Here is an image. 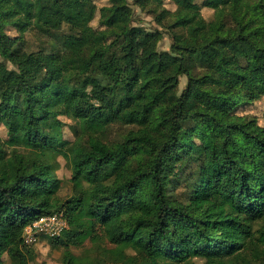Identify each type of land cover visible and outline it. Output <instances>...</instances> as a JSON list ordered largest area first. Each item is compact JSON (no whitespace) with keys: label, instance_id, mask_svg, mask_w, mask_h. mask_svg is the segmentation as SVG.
<instances>
[{"label":"trees","instance_id":"obj_1","mask_svg":"<svg viewBox=\"0 0 264 264\" xmlns=\"http://www.w3.org/2000/svg\"><path fill=\"white\" fill-rule=\"evenodd\" d=\"M165 1L132 3L169 32L157 51L162 33L133 25L128 0H0V264H31L24 229L58 212L61 264H264V124L236 113L264 97V0ZM63 26L60 48L22 47L27 31ZM125 113L136 130L108 143ZM58 158L76 192L65 202Z\"/></svg>","mask_w":264,"mask_h":264},{"label":"rangeland","instance_id":"obj_2","mask_svg":"<svg viewBox=\"0 0 264 264\" xmlns=\"http://www.w3.org/2000/svg\"><path fill=\"white\" fill-rule=\"evenodd\" d=\"M129 4L133 10V25L141 26L144 29L150 31H160L162 33V39L156 44L154 47L157 51H165L168 50L171 45V37L167 30L158 26L151 15H149L146 11L140 10L136 6H134L133 0H128ZM200 0H197L199 2ZM108 0H94V3L97 9L106 6ZM164 8L170 11H174L175 6L172 0L165 1ZM201 15L204 20L210 21L213 17V11L210 9L203 8L201 9ZM99 14L96 13L94 20L91 22V26L94 29H99L98 25ZM6 33L11 37H19L18 34L14 29L11 27L6 28ZM69 29L66 26H63L59 32H55L53 34H43L40 33L38 30H29L24 33L21 38L23 40V48L27 51L36 52L39 50H46L49 51L51 47L60 48L57 36L68 34ZM152 50V46H150L146 52ZM9 69H14L10 64L7 65ZM113 80L115 83L122 85L126 80V72L122 71L116 73L114 75ZM186 85V77L182 76L179 78V85H178V93H180ZM140 87L138 86L135 90V94L139 93ZM189 109L196 108L202 109L203 105L200 103L191 105L188 107ZM187 108V109H188ZM236 113L238 115H244L247 117L254 118L257 120L260 126H263V114H264V97L259 100H256L251 103L242 104L236 108ZM60 120L63 121L65 127L63 128V137L66 140L73 141L74 134L72 133L71 129L75 126V123L66 119L65 117H60ZM135 118L130 113H125L121 116L120 122L117 124L112 125L108 128L105 136V140L108 143H115L121 142L123 138L128 134L129 131L136 130L135 127ZM7 138L6 130L4 128V119L0 117V139L5 140ZM59 168L56 171L55 175L58 179L61 180V187L58 192V196L62 202L74 197L76 195L75 190L73 189L72 184L70 183V170L65 162L58 158ZM35 166V162L33 160L29 163L28 172L33 171ZM169 193L171 197L177 201L184 200L186 189L183 182H172L170 184ZM259 225V224H258ZM264 225V224H262ZM63 233L59 238H61ZM57 238V239H59ZM51 240L55 239H48L47 237H39L35 244L27 245L28 248L35 254L34 261L31 264H61V257H62V250L61 249H53L50 246ZM88 243L85 244V248H88ZM74 254H79L81 251L78 249H72ZM4 264H9V260L6 257H3Z\"/></svg>","mask_w":264,"mask_h":264},{"label":"built area","instance_id":"obj_3","mask_svg":"<svg viewBox=\"0 0 264 264\" xmlns=\"http://www.w3.org/2000/svg\"><path fill=\"white\" fill-rule=\"evenodd\" d=\"M68 229V223L63 212L43 216L36 219L31 225L26 227L23 232L25 244H35L39 237L57 239Z\"/></svg>","mask_w":264,"mask_h":264}]
</instances>
